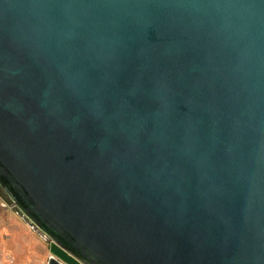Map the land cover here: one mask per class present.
Here are the masks:
<instances>
[{
    "label": "water",
    "instance_id": "95a60500",
    "mask_svg": "<svg viewBox=\"0 0 264 264\" xmlns=\"http://www.w3.org/2000/svg\"><path fill=\"white\" fill-rule=\"evenodd\" d=\"M0 189L47 264H264V0H0Z\"/></svg>",
    "mask_w": 264,
    "mask_h": 264
},
{
    "label": "crops",
    "instance_id": "0c3cea01",
    "mask_svg": "<svg viewBox=\"0 0 264 264\" xmlns=\"http://www.w3.org/2000/svg\"><path fill=\"white\" fill-rule=\"evenodd\" d=\"M0 264H47V239L9 204L0 208Z\"/></svg>",
    "mask_w": 264,
    "mask_h": 264
},
{
    "label": "built area",
    "instance_id": "2783aa9c",
    "mask_svg": "<svg viewBox=\"0 0 264 264\" xmlns=\"http://www.w3.org/2000/svg\"><path fill=\"white\" fill-rule=\"evenodd\" d=\"M8 206H9L8 201L0 196V208L6 209L8 208ZM51 257L52 256L50 255L48 258H51Z\"/></svg>",
    "mask_w": 264,
    "mask_h": 264
},
{
    "label": "trees",
    "instance_id": "16d2710c",
    "mask_svg": "<svg viewBox=\"0 0 264 264\" xmlns=\"http://www.w3.org/2000/svg\"><path fill=\"white\" fill-rule=\"evenodd\" d=\"M0 196L2 197V198H4L5 200H7L8 201V203L10 204V205H12L11 203H10V201H9V199L7 198V196L3 193V191L0 189ZM13 207H14V205H12Z\"/></svg>",
    "mask_w": 264,
    "mask_h": 264
},
{
    "label": "rangeland",
    "instance_id": "374dc122",
    "mask_svg": "<svg viewBox=\"0 0 264 264\" xmlns=\"http://www.w3.org/2000/svg\"><path fill=\"white\" fill-rule=\"evenodd\" d=\"M9 207V206H8ZM7 209V208H6ZM1 246V245H0Z\"/></svg>",
    "mask_w": 264,
    "mask_h": 264
}]
</instances>
